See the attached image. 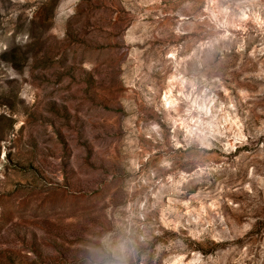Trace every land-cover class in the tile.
Returning <instances> with one entry per match:
<instances>
[{"label": "rangeland", "instance_id": "374dc122", "mask_svg": "<svg viewBox=\"0 0 264 264\" xmlns=\"http://www.w3.org/2000/svg\"><path fill=\"white\" fill-rule=\"evenodd\" d=\"M0 264H264V0H0Z\"/></svg>", "mask_w": 264, "mask_h": 264}, {"label": "bare ground", "instance_id": "6f19581e", "mask_svg": "<svg viewBox=\"0 0 264 264\" xmlns=\"http://www.w3.org/2000/svg\"><path fill=\"white\" fill-rule=\"evenodd\" d=\"M175 81H177L178 82V84H179V86L182 88V89H185V87H186V84H187V82L185 81V79H183V78H181V79H177V80H175ZM169 99H171V98H165V103H166V105L168 106V107H170V105H171V103L173 102V101H168ZM182 126H184L185 128H186V130L189 132V133H192V128L190 127V126H188L187 124H185V122H181L180 123ZM197 134V133H196ZM200 137V136H199Z\"/></svg>", "mask_w": 264, "mask_h": 264}]
</instances>
